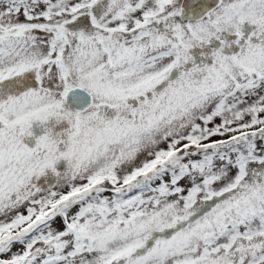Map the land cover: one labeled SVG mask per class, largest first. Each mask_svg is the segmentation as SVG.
<instances>
[{"label": "snow or ice", "instance_id": "snow-or-ice-1", "mask_svg": "<svg viewBox=\"0 0 264 264\" xmlns=\"http://www.w3.org/2000/svg\"><path fill=\"white\" fill-rule=\"evenodd\" d=\"M0 264H264V0H0Z\"/></svg>", "mask_w": 264, "mask_h": 264}]
</instances>
